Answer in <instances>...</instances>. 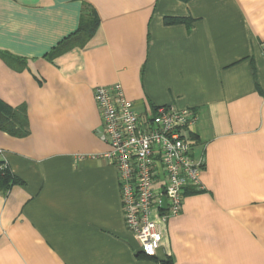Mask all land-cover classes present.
I'll return each instance as SVG.
<instances>
[{
  "label": "crops",
  "instance_id": "0c3cea01",
  "mask_svg": "<svg viewBox=\"0 0 264 264\" xmlns=\"http://www.w3.org/2000/svg\"><path fill=\"white\" fill-rule=\"evenodd\" d=\"M83 46L54 55L82 14ZM264 0H0V99L26 105L30 133L0 130V264H264ZM140 112L198 115L205 158L157 257L126 228L118 171L103 156L100 85ZM0 165V166H1Z\"/></svg>",
  "mask_w": 264,
  "mask_h": 264
},
{
  "label": "built area",
  "instance_id": "2783aa9c",
  "mask_svg": "<svg viewBox=\"0 0 264 264\" xmlns=\"http://www.w3.org/2000/svg\"><path fill=\"white\" fill-rule=\"evenodd\" d=\"M95 98L100 138L110 147L103 156L118 171L125 226L143 255L157 257L164 228L180 214L186 190L204 189V155L194 156L185 133L198 115L171 105L140 112L120 83L97 86ZM0 167L8 168L4 161Z\"/></svg>",
  "mask_w": 264,
  "mask_h": 264
},
{
  "label": "trees",
  "instance_id": "16d2710c",
  "mask_svg": "<svg viewBox=\"0 0 264 264\" xmlns=\"http://www.w3.org/2000/svg\"><path fill=\"white\" fill-rule=\"evenodd\" d=\"M99 19L95 11L88 9L82 14L78 29L67 36L55 47L54 55L73 47H83L96 33ZM5 62L17 69H22L25 63L8 53H0ZM0 130L14 136L26 137L30 133L29 119L26 105L12 106L0 99ZM1 165V164H0ZM11 176L8 168L0 167V182L8 186ZM170 264V263H167Z\"/></svg>",
  "mask_w": 264,
  "mask_h": 264
}]
</instances>
